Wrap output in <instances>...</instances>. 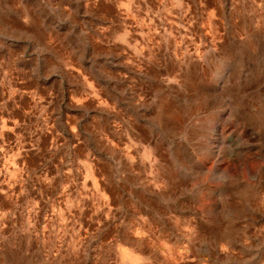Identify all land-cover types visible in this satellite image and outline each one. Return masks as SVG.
<instances>
[{"label": "rangeland", "instance_id": "374dc122", "mask_svg": "<svg viewBox=\"0 0 264 264\" xmlns=\"http://www.w3.org/2000/svg\"><path fill=\"white\" fill-rule=\"evenodd\" d=\"M0 264H264V0H0Z\"/></svg>", "mask_w": 264, "mask_h": 264}]
</instances>
